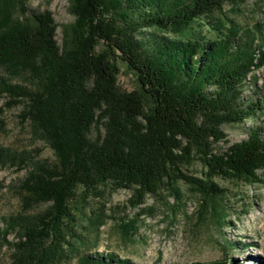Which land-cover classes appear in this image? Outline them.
<instances>
[{"label": "trees", "instance_id": "trees-1", "mask_svg": "<svg viewBox=\"0 0 264 264\" xmlns=\"http://www.w3.org/2000/svg\"><path fill=\"white\" fill-rule=\"evenodd\" d=\"M247 1L69 0L74 21L58 44L49 11L0 0V113L21 105L19 116L53 152L47 159L0 147V168L25 172L14 186L20 210L1 233L9 264L70 263L81 240L78 212L107 189L130 190L136 207L183 182L200 193L202 215L228 224L215 180L252 183L264 169V126L217 147L224 125L264 113V19L243 27L226 13ZM116 59L135 73L137 88L118 87ZM258 69L260 88L245 94ZM194 160L202 177L186 170ZM75 264L133 263L83 254Z\"/></svg>", "mask_w": 264, "mask_h": 264}, {"label": "rangeland", "instance_id": "rangeland-1", "mask_svg": "<svg viewBox=\"0 0 264 264\" xmlns=\"http://www.w3.org/2000/svg\"><path fill=\"white\" fill-rule=\"evenodd\" d=\"M23 1L34 12L51 13L57 24L55 38L61 44L63 26L74 21L69 0ZM226 9L227 15L243 27L264 19V1L249 0L236 12L228 6ZM19 12L18 4L14 2L12 17L18 16ZM27 16L31 18L30 12ZM103 48L101 45L100 50ZM115 62L119 69L118 87L125 91L137 88L135 73L121 60ZM252 74L257 80L246 84L245 94L254 86L259 89L263 82L262 69ZM15 79L21 81L22 77ZM21 109L18 105L0 113V147L30 151L35 157L52 159L53 152L47 142L19 116ZM260 126H264V113L243 123L226 124L223 126L226 141L218 143L217 147L225 150L230 144L247 139L252 127ZM186 170L202 177L203 167L198 160L192 161ZM24 173L12 166L0 168V264L10 261L11 250L1 233L6 229L7 219L20 210L14 186ZM257 174L258 180L252 183L215 180L224 188L222 199L228 206L229 222L222 227H218L207 213L201 214L200 193L183 182L176 184V192L162 190L157 195L146 196L136 207L128 202L132 192L126 189H107L101 196L90 197L88 207L78 212L81 240L74 243L75 254L68 264H75L83 254H115L133 264L208 263L225 257H231L239 264H264V169ZM6 240L14 241V233H7ZM228 242L232 245L224 248Z\"/></svg>", "mask_w": 264, "mask_h": 264}]
</instances>
